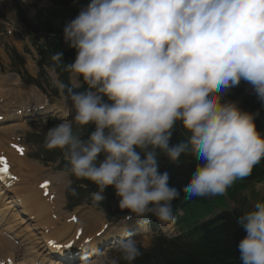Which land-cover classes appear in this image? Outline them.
<instances>
[{
    "label": "clouds",
    "instance_id": "9594fccd",
    "mask_svg": "<svg viewBox=\"0 0 264 264\" xmlns=\"http://www.w3.org/2000/svg\"><path fill=\"white\" fill-rule=\"evenodd\" d=\"M62 33L75 59H51L86 87L61 85L71 118L47 129L45 146L62 151L65 175L96 185L95 202L112 187L126 221L172 222L181 191L224 194L264 160L258 113L224 99L244 81L264 107V0H88ZM161 157L194 162L185 184L170 183ZM236 224L241 264H264V198ZM120 236L118 258L100 251L80 264H134L139 241L126 227Z\"/></svg>",
    "mask_w": 264,
    "mask_h": 264
},
{
    "label": "rangeland",
    "instance_id": "374dc122",
    "mask_svg": "<svg viewBox=\"0 0 264 264\" xmlns=\"http://www.w3.org/2000/svg\"><path fill=\"white\" fill-rule=\"evenodd\" d=\"M19 1H21V0H19ZM29 1H32V0H25V3L28 4ZM4 4H5V0H0V99L3 98L2 102L0 103V110H4V109L8 110L11 107L19 108L21 105H22V108H25L26 105L23 104L22 102L28 103V101L29 102L33 101V97L31 99L28 97L30 95V93H29L30 91H32V92L36 91V93L39 94V96H42L43 99H46L47 101L50 102V97L48 95H46L45 93H43L40 90V88L33 86V85H30V84H27V83L22 82L20 80V76L18 74H20L22 70H26L33 77L37 76L36 62L38 60V55H37L35 48L32 46V41L28 38V36H26L24 27L19 22H15L14 20H12L13 17L11 14H13L14 12L11 9H7ZM40 4H41V6H46V5H49L50 3L47 0H43L40 2ZM30 9H31L32 14L30 13L29 16H32V15H34L35 11L33 8H30ZM6 30H8V32L10 34L7 35ZM5 43H7L10 46H15L17 48V51L22 55L23 65L21 66V69L18 66H17V68L13 67V65L10 62V59L8 57V53L4 49ZM49 75H50L51 79H54L53 74L51 72H49ZM33 87L35 88V90L32 89ZM7 88H10L11 90L8 93H5V90ZM54 98L56 99V101H59V102L62 101L61 96L59 98H56V97H54ZM60 115H62V114H60ZM62 116H67V115H62ZM68 116H70V114ZM1 119H2V117H1ZM63 119H70V118L64 117V118H61L60 120H53L52 118H49V119H45L42 121V119L40 117H31L30 119L23 121L24 126L22 124L18 125V130L20 129V131H17V133H21L22 136H24L22 143L26 147V154L25 155L23 154L24 156H21L22 161H24V159H25V162L27 163L28 160H32L35 157L36 152H38V146L36 144H31V143H28L26 141L28 135L33 134L32 132L36 130V128L38 127V124L40 126H42V124H46L49 127H53L54 125L60 123ZM12 124L13 123H11L10 125H12ZM14 126H15V124H14ZM26 130H27V132H26ZM14 132L15 131H13V133H9L7 135V140H9V137L12 136L14 134ZM0 133H1V130H0ZM2 139L3 138L0 139V142L3 144L4 139L3 140ZM5 142H7V141L4 140L3 147H0V152L2 150L4 152H5V150L7 151L8 147L6 148ZM8 145H9V143H8ZM60 152L61 151H55L54 175L57 173H61L57 167L58 162H59V158L56 156V153H60ZM11 155H12L11 151H9V156H11ZM11 160H12V166L14 165V167H13V169H14L15 167H17V164L12 158H11ZM24 163L22 165H24ZM36 166H37L38 170H37V168H36V170H30L31 172L29 173L28 177L22 176L16 169H14L16 171L15 173H17V172L19 173V174L18 173L16 174L17 177L20 179V181L18 179L19 183H22L21 181H23V184L27 183L26 185L25 184L21 185V186L18 185V186L22 187L21 190H18L19 192L24 193L25 192L24 190L27 191L28 189H32L33 186H31V188H30L32 180L34 181V185L37 181H38L37 184L39 185V182L42 181V178H48L49 177V180L52 183L53 173H52L51 166L47 163L43 164V165L38 164ZM39 168H40V170H39ZM25 169L29 170L28 167H26ZM23 173H26V171ZM21 177H23V179L25 181L23 179H21ZM26 179H28L27 181L29 183L26 181ZM64 179L66 181L65 184H64L63 178H61V182H60V183H63V184H60L61 186L64 185L62 188H60V185L58 184L57 180H56V182L54 180V183H52L50 185V191H47V194L51 195L55 192V195L57 196V190H59V193H60V189L62 190L61 193L57 196V199H58L57 201L60 204V206L57 208L55 203H52V201H54V196H55L54 195L53 199L50 200V203L53 204V205L51 204V206H52L51 211L49 212L47 210V212L45 214H43L44 217L41 219L42 220L44 219L43 221L46 223L51 224V222H52V224L59 225L58 220L64 219V217L68 216L70 212H74L76 215H79V214L90 215V219H88L86 221V223L91 222V225H94L92 233L97 229L99 230V227H100L99 222L103 221L104 223H103L101 229L105 225H107V227L103 233V235L106 236V240L100 241V243L108 241L107 235H108L109 231H111L113 229L112 224H114L116 222L108 221L106 216H105V213L103 212L102 209H97V208L94 209V208L90 207L88 205V201H89L88 196H86L84 203H82L81 205L74 206V208H70L69 207V205H70L69 200L67 199V197H64L65 194H63V190L67 188L66 185L68 183H70V181H69V177L66 176L65 174H64ZM37 184H36V186H37ZM24 186L25 187L27 186V188L24 189L25 188ZM36 186L33 188H35V190L37 191L38 186H37V188H36ZM52 186L55 187L57 190L55 191V189ZM16 188H17V185H16ZM251 188L252 187L245 189L244 193H246V195H251L250 194ZM52 189H54V190H52ZM47 190H49V188ZM35 193L36 194L38 193L37 194L38 198H41V194H40L39 189ZM12 194L9 197H12ZM237 195H240V197H242L241 194H236L235 195V202L232 204V206H237V207L241 208L243 211H245L250 206H252V204L256 200L264 197V181H261L256 185V193L254 196H251L249 199H246V200H244V198L242 197V199L244 200L242 204H241V202H239V200H237ZM228 197L229 196H227L226 192L224 194H221L218 196H213L212 198H209V200L206 202H199L198 208L207 207L205 209L212 211L213 213H216L220 210L229 209ZM42 198L45 199L48 197L45 196ZM71 203H74V202H71ZM54 206H56V207L54 208ZM111 207L113 208V205ZM20 211H22V209ZM202 212H203V210H202ZM95 213H98V214L95 215L96 223L94 224L92 222V220H93L92 218H93V214H95ZM99 215H100V218H99ZM45 216H47V217L45 218ZM78 221H81V222L79 223ZM78 221H77V225L75 224V227H74L75 231H76L77 227H81L83 229L84 235H90L91 234L90 229L88 227H86V225L81 224L83 222L81 216H79ZM26 222L28 224H30V222H28V221H26ZM132 222L134 224L133 223L131 224L132 229L129 230V235L131 238L137 239L139 241L140 246L144 247V248L150 247L152 240L154 238V235L157 231H161L165 237H168V235L174 233L173 232V221L169 222V224H168V222H163L164 225L162 226L156 218L150 219L149 223H153L154 226L156 227V229H154L153 232H151L149 229V226H148L149 223H142L140 225L135 217L132 218ZM25 226H28V225L25 224ZM32 226L33 225L31 223L30 227L32 228ZM18 228L20 229V227H18ZM135 230H137L139 232L138 235L136 234ZM37 232H38V230H33L32 234H30V237L31 236L32 237H31V239L29 237L28 241H27V239H25L26 235L22 238H18V237H14V236H13L14 238L9 237L8 238L9 241H8L7 238L5 237L3 231H2V223L0 222V236H4V238L6 239V241L5 240L4 241L6 242V244L8 243L7 244L8 245L7 250H5V248L2 246V244H0V246L2 248V249H0V258H1V256L5 257V258L3 257L2 258L3 260L1 259L0 262L6 261V259H8V257L6 258V255L11 253V248H10L9 244H10V241L13 239H14L13 240L14 246L12 247V250L14 251L15 254L20 252L18 255H15L14 264H34V262H32V260H34V258L30 259L31 256H33V255L45 256L47 253H45L46 251L43 250L44 244H43V242H41L40 235L37 234ZM53 234H56V231L53 232ZM132 235H133V237H132ZM96 237L99 238V237H102V235L96 236ZM79 241L80 240H78L76 242H79ZM11 244H12V242H11ZM29 251L32 254H30ZM100 251H106L111 257H117V258L119 257V253L116 252L115 248L109 244L103 246ZM100 251H98V252H100ZM96 254L97 253H95L93 255V257H91L90 259L94 258L96 256ZM29 260H30V262H29ZM36 264H37V262H36ZM66 264H80V263L77 262V260L74 258V259L68 260L66 262Z\"/></svg>",
    "mask_w": 264,
    "mask_h": 264
},
{
    "label": "trees",
    "instance_id": "16d2710c",
    "mask_svg": "<svg viewBox=\"0 0 264 264\" xmlns=\"http://www.w3.org/2000/svg\"><path fill=\"white\" fill-rule=\"evenodd\" d=\"M80 7L71 6L69 10L67 5H64L60 9L47 10L46 16L41 21L38 20L41 31L46 34L43 44L46 47V52L42 55L43 62L49 58L60 78L65 82H67L68 72L63 71L57 62L51 59V56L56 51H63V63L74 61L75 50L65 44L62 29L66 22L78 14ZM248 100L254 106L261 104L255 94L250 95ZM243 110L252 112L249 107ZM255 123L257 130L264 132V116L258 114ZM90 130L91 126H87L82 130V135L86 136ZM179 138L181 137L178 131L174 133L172 142L175 143ZM181 159L185 162L176 165L169 163L163 157L160 158V171H169L170 183L178 188L187 182L194 170L193 161L185 157ZM252 172L250 179L264 174V160L257 164ZM242 186L244 184L239 183V186L232 190V194ZM196 198L198 197L186 199L185 194L181 191L180 196L172 202L174 211L177 208L183 210V215L177 216L175 221L176 234L170 238L157 236L148 249L141 247L143 254L134 261V264H241L238 259L237 244L245 232L236 224V217L241 214L239 210H223L209 218L196 220L205 214V212L204 214L201 211L198 212L194 203ZM200 198L202 202L207 200H204L203 197ZM201 208L207 210L205 209L207 207ZM120 264H125V262L121 260Z\"/></svg>",
    "mask_w": 264,
    "mask_h": 264
},
{
    "label": "bare ground",
    "instance_id": "6f19581e",
    "mask_svg": "<svg viewBox=\"0 0 264 264\" xmlns=\"http://www.w3.org/2000/svg\"><path fill=\"white\" fill-rule=\"evenodd\" d=\"M2 80V79H1ZM8 81V80H7ZM19 93V92H18ZM17 94V93H16ZM30 99L32 98V94H30L29 96H28ZM3 99V98H2ZM17 99V98H16ZM18 102V101H17ZM64 102V101H63ZM22 103H24V102H22ZM48 106V104H44V107H47ZM38 109V107L36 106V105H26L25 106V108H23V110L27 113V114H32L33 112H35L36 110ZM5 110V109H4ZM58 112L60 113V114H62V115H69L70 114V108H69V106L68 105H66L65 104V106L64 107H61V108H59L58 109ZM1 115V114H0ZM4 115V117L2 116V119H6V120H8V118H13L14 116H13V114L12 113H6V114H3ZM14 127V124H12V125H10V124H8V126H7V128L6 129H4V131H13L14 129H13V127ZM3 140V139H2ZM6 143V142H5ZM3 144H4V140H3ZM3 144L0 142V147H3ZM5 150V149H4ZM9 151H11V156H9ZM7 150V156H8V159H9V163H10V168H9V171L11 172V173H13L14 175H16L17 173H15L16 171L14 170V169H16L17 167H21V166H23L22 164L25 162V159H24V161H22V159H21V156H18L16 153H14L12 150ZM5 152H6V150H5ZM16 162V164H17V167H15L14 169H13V167H14V165L12 166V160H11V158ZM20 173V172H19ZM18 173V174H19ZM35 173V172H34ZM20 176V175H19ZM16 177H17V175H16ZM18 177L16 178V180L15 181H13L12 182V186L10 187V189H9V193H13L12 194V197H9L10 198V201H8L7 203H13V205H11V206H17L18 208H21L22 209V211L21 212H24V213H26V215L27 216H29V218H27L26 220H25V224L26 225H28L29 226V224L26 222V221H28V220H30L31 219V222H35V224H34V226H32V227H34L33 229H39V230H41L42 232H39V234H41L42 235V237H44V236H46V234L44 233V231H43V229L44 228H49V226H50V224L49 223H46V222H44L41 218H43L44 216H43V214H45L46 212H47V210L50 212L51 211V208H52V206H51V204L52 203H55V205L57 206V208L60 206V204L58 203V199H57V196L55 195V192L53 193L55 196H54V201H52V203H50V200H49V194H47V197L48 198H42V197H45V195H44V192H45V190H41V189H39V187H38V189H39V191H40V194H41V198H38V196H37V194L35 193V192H37L38 191V189H37V191L35 190V188H33V187H35L36 185H34L33 187H32V189H28L27 191L26 190H24L25 192L24 193H21V192H19L18 190H21V188L22 187H20L21 185H24L23 184V181H21L22 183H19V181H20V179H19V181H18ZM49 179V178H48ZM25 181V180H24ZM27 181V180H26ZM28 182V181H27ZM36 182V181H35ZM29 183V182H28ZM54 183V182H53ZM0 184H1V182H0ZM27 184V183H26ZM25 184V185H26ZM52 183H51V181H50V185H51ZM60 184H63V183H60ZM16 185H17V188H16ZM18 185H20V186H18ZM30 185V184H29ZM37 186H38V184H37ZM37 186H36V188H37ZM1 187V186H0ZM25 187V186H24ZM23 187V188H24ZM53 187V186H52ZM51 187V188H52ZM27 188V186L24 188V189H26ZM31 188V187H30ZM58 188V187H57ZM52 190H54V189H52ZM49 191V190H48ZM56 191V190H55ZM23 192V191H22ZM53 205V204H52ZM56 206H54V208L56 207ZM53 210V209H52ZM53 213V212H52ZM55 213V212H54ZM47 216H45V218H46ZM23 219H25V218H23ZM75 224L77 225V223H73V222H68V226H67V228L65 229V225H62L61 226V228L60 227H58V226H56V225H52L51 226V229L49 230V232L47 233V234H53V232H55L56 231V234H55V236L57 237V243L58 244H61V246L59 247V249H58V258H60V257H62V256H70V254H71V252H72V250H79L80 248H81V245H80V241L79 242H76V240H73V238H74V235H75V231H74V235L72 236L71 235V232H70V230L73 228V227H75ZM99 224L101 225V222H99ZM162 225H164L163 224V222H162ZM28 226H25L24 228H23V231L25 232V233H27V229H28ZM96 226V225H95ZM78 228V227H77ZM97 232V231H96ZM96 232H95V234H96ZM122 231H121V229L119 228V230H118V232L117 233H115L114 234V236H113V239L114 238H117V237H119L120 236V233H121ZM35 233V232H34ZM32 234V233H31ZM95 234L93 235L92 233L90 234V235H86V236H88V240H89V244H90V247L87 249V250H91V248L92 247H97V245H98V243H97V239H96V236H95ZM35 236V235H34ZM4 237V236H3ZM29 237L30 236H28L27 237V241L29 240ZM32 237V236H31ZM31 237H30V239H31ZM35 238V237H34ZM98 238V237H97ZM6 239H3V240H0V244H2V246L5 248V250H7L8 249V243L6 244ZM8 241H9V239H7ZM11 240V239H10ZM35 240V239H34ZM30 242V241H29ZM33 242V241H32ZM47 242V241H46ZM10 244H11V241H10ZM9 244V246H11ZM34 244V243H33ZM66 244H68V245H71L70 247H67V245ZM40 246V245H39ZM0 249H2L1 248V246H0ZM83 251H81L80 253H79V255H82L83 253H82ZM43 253V252H42ZM46 253V252H45ZM27 256V255H26ZM46 256V255H45ZM8 257V259H6V260H11V262L13 261L12 259H13V257H14V253H9L8 255H6V258ZM5 258V257H4ZM3 260V259H2ZM29 262H30V260H29ZM34 262V261H33Z\"/></svg>",
    "mask_w": 264,
    "mask_h": 264
},
{
    "label": "snow or ice",
    "instance_id": "6c2138e0",
    "mask_svg": "<svg viewBox=\"0 0 264 264\" xmlns=\"http://www.w3.org/2000/svg\"><path fill=\"white\" fill-rule=\"evenodd\" d=\"M19 151L23 152V149H18ZM8 174V165L6 160L3 157H0V176L7 175ZM14 179V178H13ZM42 187H47V185H42ZM71 245H67V247H70Z\"/></svg>",
    "mask_w": 264,
    "mask_h": 264
}]
</instances>
